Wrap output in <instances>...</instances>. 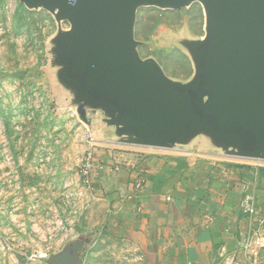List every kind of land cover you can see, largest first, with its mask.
Wrapping results in <instances>:
<instances>
[{"label":"water","instance_id":"water-1","mask_svg":"<svg viewBox=\"0 0 264 264\" xmlns=\"http://www.w3.org/2000/svg\"><path fill=\"white\" fill-rule=\"evenodd\" d=\"M19 2L68 24L51 40L52 65L89 127L98 117L120 144L165 150L205 136L223 155L264 162V0ZM195 3L204 12V36L181 43L194 74L187 82L173 81L154 59L139 56L136 14ZM82 239L48 263L82 264Z\"/></svg>","mask_w":264,"mask_h":264},{"label":"rangeland","instance_id":"rangeland-1","mask_svg":"<svg viewBox=\"0 0 264 264\" xmlns=\"http://www.w3.org/2000/svg\"><path fill=\"white\" fill-rule=\"evenodd\" d=\"M204 26L198 3L179 11L141 8L134 29L138 54L154 59L171 80L187 82L194 67L181 43L201 39ZM67 28L46 11L0 0V264H48L79 238L88 241L82 264H150L152 255L147 260L129 238L110 233L111 207L93 196L90 179L86 184L79 174L93 152L89 132L98 139L105 125L98 117L91 127L83 123L71 94L57 82L51 40ZM209 142L197 136L191 148L118 147L134 153L221 152ZM231 159L264 168L263 161Z\"/></svg>","mask_w":264,"mask_h":264},{"label":"crops","instance_id":"crops-1","mask_svg":"<svg viewBox=\"0 0 264 264\" xmlns=\"http://www.w3.org/2000/svg\"><path fill=\"white\" fill-rule=\"evenodd\" d=\"M98 132L90 186L112 209L110 233L150 264H264V248L244 251L247 237L264 235V168L208 148L130 153Z\"/></svg>","mask_w":264,"mask_h":264},{"label":"built area","instance_id":"built-area-1","mask_svg":"<svg viewBox=\"0 0 264 264\" xmlns=\"http://www.w3.org/2000/svg\"><path fill=\"white\" fill-rule=\"evenodd\" d=\"M88 141L91 146L95 145L96 138L89 132ZM92 172V154L89 153L85 162L79 167V174L82 177V181L89 184V179ZM140 184L138 183V186ZM264 248V235L260 234L258 231L253 233L250 237H247L244 242V251L251 257H257L259 251ZM45 258V257H43Z\"/></svg>","mask_w":264,"mask_h":264},{"label":"flooded vegetation","instance_id":"flooded-vegetation-1","mask_svg":"<svg viewBox=\"0 0 264 264\" xmlns=\"http://www.w3.org/2000/svg\"><path fill=\"white\" fill-rule=\"evenodd\" d=\"M82 240L84 241V244H83V249H84V246L86 245V239L83 238ZM71 246H73V245L71 244ZM81 253H78V256H77L78 258H81L82 257V254Z\"/></svg>","mask_w":264,"mask_h":264},{"label":"trees","instance_id":"trees-1","mask_svg":"<svg viewBox=\"0 0 264 264\" xmlns=\"http://www.w3.org/2000/svg\"><path fill=\"white\" fill-rule=\"evenodd\" d=\"M262 172H264V169H262Z\"/></svg>","mask_w":264,"mask_h":264}]
</instances>
